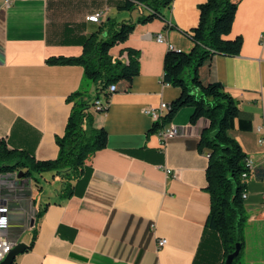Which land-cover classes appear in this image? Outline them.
Wrapping results in <instances>:
<instances>
[{
    "label": "crops",
    "instance_id": "crops-1",
    "mask_svg": "<svg viewBox=\"0 0 264 264\" xmlns=\"http://www.w3.org/2000/svg\"><path fill=\"white\" fill-rule=\"evenodd\" d=\"M119 1L13 0L0 8V141L38 159L58 156L57 137L65 133L73 106L68 96L82 86L84 66L48 59L80 56L85 39L110 18L137 20L142 10L119 11ZM203 1L174 0L164 19L138 23L125 42L112 48L124 61L123 47L138 49L140 71L113 92L106 110L91 107L94 126L106 131V145L88 156L86 173L71 196H60L63 179L49 172L54 193L44 192L34 203L35 193L43 189L34 184L36 178L29 183L0 173V203L8 198L11 232L19 241L29 244L31 211L48 203L32 248L18 254L16 264H225L218 232L206 227L208 155L198 143L208 120L191 123L193 108L182 107L171 120L181 133L162 145L158 133L149 132L154 121L145 112L180 94L179 87L162 81L164 57L170 47L192 48L185 31L198 23ZM236 2L232 29L224 37L241 36L240 53L211 55L199 75L202 81H220L242 110L243 127L229 134L241 143L254 169L236 264H264V142L256 130L264 123V0ZM98 10H104L101 22L86 19ZM160 33L163 40H158ZM162 237L167 242L159 246Z\"/></svg>",
    "mask_w": 264,
    "mask_h": 264
},
{
    "label": "trees",
    "instance_id": "trees-1",
    "mask_svg": "<svg viewBox=\"0 0 264 264\" xmlns=\"http://www.w3.org/2000/svg\"><path fill=\"white\" fill-rule=\"evenodd\" d=\"M174 0H120L119 11L141 9L137 20L108 19L106 25L93 32L84 41V51L80 56H59L48 59L50 63L81 64L84 66L82 86L68 96L73 102L65 133L57 137L59 153L55 159H38L24 149L10 148L0 141V173L22 174L31 182L34 173L55 172L63 179L60 190L61 197H69L74 193L76 182L86 173V159L94 151L106 145V131L94 126L95 100L101 98L103 110L107 109L113 92L120 90L125 81L140 71V51L133 47H123L126 61L114 56L112 48L125 42L138 23H147L155 18L164 19V10L172 6ZM236 0H205L198 5L199 21L185 31L193 41L189 51L170 47L164 57L162 81L181 89L180 94L171 101L164 123H168L176 113L185 106L193 111L191 123L199 119L208 120L202 129L198 149L208 155L206 169L207 186L210 193V211L206 227L218 232L225 256L235 249L237 242L241 250L234 259H239L243 244L244 230L248 215L245 209L244 191L252 173L246 162L248 154L241 143L229 134V130L242 126V110L237 100L220 81H202L199 75L206 60L215 53L226 55L239 54L242 38H225L232 29L236 12ZM166 26H170L169 22ZM95 85V94L91 98L87 92V82ZM116 89H109L111 84ZM237 123L239 125H237ZM160 125L154 123L149 132H156ZM245 126V125H244ZM248 172V177L243 173ZM36 187H42L35 180ZM36 199L34 198V203ZM48 203H41L36 208L33 235L25 251L32 248L38 231L39 220L46 211ZM15 259L14 264H16Z\"/></svg>",
    "mask_w": 264,
    "mask_h": 264
},
{
    "label": "built area",
    "instance_id": "built-area-1",
    "mask_svg": "<svg viewBox=\"0 0 264 264\" xmlns=\"http://www.w3.org/2000/svg\"><path fill=\"white\" fill-rule=\"evenodd\" d=\"M13 0H2L0 2V8L2 7H9L12 4ZM104 15V10L95 11L86 16V19L93 22H101ZM158 40H163V34H158ZM261 40L264 42V32L261 34ZM109 89L114 91L116 89V84H111ZM94 108L98 111H103V102L101 98H97L95 100ZM171 108V102L161 101L160 104L157 106H147L145 108V112L149 114L154 123H158L160 126L157 129V133L160 137V141L162 145H166L168 139L175 137L179 133H181L180 127L173 123L168 122L164 123L165 116L167 112ZM257 132L260 134L258 141L260 143L264 142V123L257 125L256 127ZM247 166L252 170L254 168L253 160L248 157ZM167 171L170 172L171 169L167 168ZM174 174L177 171H173ZM244 177H248V172L243 173ZM243 197H247V190L244 191ZM11 212L12 209L9 204L8 198H4L3 201L0 203V264L7 256V254L12 250L14 245L19 242L20 236L14 237L11 232ZM167 242V239L162 237L158 240V245L162 246Z\"/></svg>",
    "mask_w": 264,
    "mask_h": 264
},
{
    "label": "rangeland",
    "instance_id": "rangeland-1",
    "mask_svg": "<svg viewBox=\"0 0 264 264\" xmlns=\"http://www.w3.org/2000/svg\"><path fill=\"white\" fill-rule=\"evenodd\" d=\"M87 84H89V87L87 86V92H88L89 96L91 98H93L94 97V94H95L92 91L93 82L88 81ZM18 174H14V175H17L18 176ZM33 176L36 178V180L38 181V183L40 185H42V187H43L42 190H40V191L38 190V192L35 193V197L34 198L36 199V197H37V202H38V200H40V198L42 197V195H43L44 192L45 193H48V194L49 193L50 194L54 193V190L56 188V184L54 182L53 183L51 182L52 181V175H51V173H49V172H45L44 174L34 173ZM37 206H39V205H37ZM35 213H36V209H34V210L31 211L32 217L35 216ZM24 237L27 238V239L29 238V232L28 231H27V234Z\"/></svg>",
    "mask_w": 264,
    "mask_h": 264
},
{
    "label": "water",
    "instance_id": "water-1",
    "mask_svg": "<svg viewBox=\"0 0 264 264\" xmlns=\"http://www.w3.org/2000/svg\"><path fill=\"white\" fill-rule=\"evenodd\" d=\"M21 177H22V174L19 173L18 178H21ZM31 221H32V224H34L35 218L32 217ZM27 246H28V243H26L24 241H19L16 245H14L12 250L7 254V256L4 258V260L1 262V264H14V261H15L17 255L24 252L25 249L27 248ZM240 250H241V243L237 242L233 252H231L227 255V257L225 259V264H233V261L237 257V255L239 254Z\"/></svg>",
    "mask_w": 264,
    "mask_h": 264
}]
</instances>
